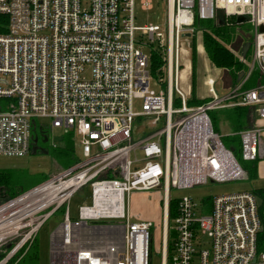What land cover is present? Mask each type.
Wrapping results in <instances>:
<instances>
[{
    "label": "built area",
    "instance_id": "2783aa9c",
    "mask_svg": "<svg viewBox=\"0 0 264 264\" xmlns=\"http://www.w3.org/2000/svg\"><path fill=\"white\" fill-rule=\"evenodd\" d=\"M159 1L163 26L135 24V10H152L154 0H0V156L31 151L36 119L72 131L81 150L69 168L0 203V264H16L56 211L63 218L49 235L48 264H151L152 223L132 220L128 203L131 192L154 189L163 202L160 264H264L253 191L214 196L203 215L191 198L176 199L177 214L168 220L171 188L246 178L210 112L255 107V125L238 133L240 155L256 161L263 153L264 84L220 97L207 79L210 98L196 105L180 84L191 53L182 41L195 39V20L250 24L244 80L254 68L264 75V0ZM140 47L161 53L163 90L150 87L149 53ZM140 119L149 132L134 140ZM138 149L142 156L130 159ZM85 186L89 202L71 216L70 200Z\"/></svg>",
    "mask_w": 264,
    "mask_h": 264
},
{
    "label": "rangeland",
    "instance_id": "374dc122",
    "mask_svg": "<svg viewBox=\"0 0 264 264\" xmlns=\"http://www.w3.org/2000/svg\"><path fill=\"white\" fill-rule=\"evenodd\" d=\"M135 15L137 17L136 25L141 26L143 24H158L163 26L165 22V6L162 1L154 0V7L152 10L141 11L138 8L135 10ZM203 24L210 26L213 21H202ZM227 29L229 33V40H223V43L226 47L230 48L233 52H235L236 56L239 59H243L246 66L251 65L252 63V46H250L249 50H247L246 59L243 58L241 53L243 47L248 41L250 42L253 36L252 26L248 23H243L238 26H228ZM195 41V55H194V72L195 75L191 81L187 80L185 77V82H181V88H185L186 85L192 86L195 90V97L201 98L204 95H207V88L203 85V81L207 78H212L215 81L213 89L215 91V95H221L222 92H225L226 89H223L222 78L223 73L226 76L224 70L216 68L213 66L208 60L205 52L202 50V37L201 32L198 31L195 39L188 38L184 39L182 42L184 43L188 52H191V48L189 45H192V41ZM140 49L149 53L148 48L140 47ZM192 64V59H190ZM185 59L183 58V68H185ZM257 65V64H256ZM257 69V68H256ZM188 75V74H187ZM244 74L242 81L237 84V79L233 81L231 78L232 87L238 86L239 89L242 90L241 84L244 81ZM150 87L156 92L163 90L164 85L160 86L159 76L157 74L150 75ZM237 85H234V84ZM163 87V88H162ZM252 89V88H250ZM247 90V89H246ZM136 111L140 110V101L137 100L135 102ZM213 113V112H211ZM210 113V114H211ZM256 114V112H255ZM226 114H220L216 118V127H220L219 136L221 137V141L225 147H234L233 155L235 158L240 157L238 162L245 170L246 178L232 180L223 183H213L208 182L207 184L196 185L192 188L188 189H176L171 188L169 191L170 199H179L182 197H189L196 204V213L198 215L207 214L210 210L211 199L214 196L237 193L242 191H253L256 189H264V159H257L256 161H244L240 155V139L238 137V133L228 135L233 136L237 135L236 138L228 141L226 139L227 136L223 137L226 134H229V129L226 127H222V125H218L222 120L225 121L226 125L229 124ZM174 119L178 118V116L174 115ZM225 118V119H224ZM146 119L142 121V119L138 120V123L135 128L134 135H140L136 137L134 140H138L144 137L147 134L150 126H146ZM37 127H41L43 125V130L46 131L47 140L43 142H36L37 150L35 152H29L28 154L21 157H4L0 156V171L12 170L14 172V180L17 181L16 184L22 186L23 189H28L32 186H36L40 184L43 180L56 175L60 171L63 170V165L59 157L56 156V150L60 149L63 146L62 137L65 131L62 128H51L48 126V120L46 119H36ZM253 126L245 128L251 129ZM242 130V129H241ZM244 130V129H243ZM75 141V159L77 157H81L79 139L74 137ZM33 142V143H32ZM31 142V146L33 147L34 139ZM264 144V130L261 132V144ZM54 146L58 147V149H54ZM31 147V149H32ZM262 147H264L262 145ZM142 152L138 149L131 154L130 159L134 157H141ZM255 163L256 171L255 173L249 172L248 168ZM261 163V164H259ZM89 197V187L85 186L81 190L77 191L69 203L70 215L74 216L77 213V208L80 204L88 203ZM129 213L132 220L138 219H150L152 223V242H151V264H160L161 263V255H160V242H161V226H162V190H151L148 193H137L131 192L129 196ZM63 218V214L61 211H56L48 220L43 224V226L39 229L35 239L37 245V254L38 258L34 262L28 261L21 263L23 264H48L49 256H48V246H49V235L51 232L60 224ZM14 264V263H12Z\"/></svg>",
    "mask_w": 264,
    "mask_h": 264
},
{
    "label": "trees",
    "instance_id": "16d2710c",
    "mask_svg": "<svg viewBox=\"0 0 264 264\" xmlns=\"http://www.w3.org/2000/svg\"><path fill=\"white\" fill-rule=\"evenodd\" d=\"M6 16L0 15V33L5 32L6 25ZM194 28L197 31L201 32L202 37V48L205 52L208 60L210 63L215 66L216 68L224 70L233 81H235L238 77V74L240 72H245L248 69V66H246L243 59H239L235 52H233L230 48L226 47L223 43V40L228 41L229 40V33L227 31L228 26L223 25L222 23H212V25L207 26L202 23V20H195L193 23ZM251 42V41H250ZM248 41V43H250ZM195 41H192V53H191V59H192V66H193V76H194V55H195ZM247 51L245 55H243V58L246 57ZM246 59V58H245ZM162 56L161 53L155 48L149 51V70L151 74H157L161 73L160 67L162 65ZM243 79V77H242ZM242 79H240L237 84H239ZM236 83L234 85H237ZM264 84V75L260 73V71L256 68H254L246 80H244L241 84V91H244L246 89L255 88L259 85ZM236 87V86H235ZM193 99H191L192 101ZM188 101V104L191 102ZM175 106H177V102L174 103ZM250 108V109H249ZM246 106H235L227 110H214L213 113L210 114V119L212 123V127L214 132H217V127L215 125L216 118L218 115L224 113L227 116V119L231 123L232 126H234V134L242 131L245 128L251 127L250 123V115H254V107ZM36 122V121H35ZM138 123V121H137ZM136 123V124H137ZM35 124V123H34ZM242 129V130H241ZM149 131L147 130V133ZM135 137H139L138 135H134ZM237 135L233 136H227L226 139L228 141L236 138ZM239 137V136H238ZM33 139H36V142L39 140H47L46 131H44L42 128L37 127V124L33 126L32 128V141ZM33 143V142H32ZM62 143L63 146L58 149V147L54 146V149L56 150V156L59 157L61 160V163L63 165V169H67L70 166H72L75 162V141H74V133L72 131H66L62 137ZM223 144V143H222ZM36 145V144H35ZM224 145V144H223ZM32 147V146H31ZM228 148V147H226ZM228 149L234 150V147L231 146ZM31 150V148H30ZM237 160L240 159V157L236 158ZM249 172L255 173L256 171V165L255 163L248 168ZM109 177L108 175H106ZM44 181V180H43ZM14 180V172L12 170H5L0 171V203L10 199L28 189H23L22 186L16 184ZM254 194L259 197L262 201L261 207L259 209V212L261 214V222L263 231L258 235V241L260 248H264V217H262V210H264V189H256L253 190ZM177 201L176 199H173L169 202V211H168V220L170 221L173 219L177 214ZM171 242L168 241L167 244V258H170L171 253ZM3 255L0 254V257ZM38 254H37V245H36V239L33 240L31 245L28 247L26 253L21 257V259L16 264H23L22 261L28 262L32 261L34 262L37 260ZM15 260L11 261V264Z\"/></svg>",
    "mask_w": 264,
    "mask_h": 264
},
{
    "label": "crops",
    "instance_id": "0c3cea01",
    "mask_svg": "<svg viewBox=\"0 0 264 264\" xmlns=\"http://www.w3.org/2000/svg\"><path fill=\"white\" fill-rule=\"evenodd\" d=\"M249 48H250V46H249ZM249 48L247 49V50H249ZM202 50H203V48H202ZM243 50V49H242ZM191 53H192V49H191ZM191 53H190V57H189V60H185V64H186V68H185V70H184V73H183V80L185 79V77H187V80H189V81H191V79H193V66H192V64H191V61H190V59H191ZM241 53H242V55H243V52L241 51ZM246 53V52H245ZM245 55V54H244ZM248 66H250V65H248ZM218 70H219V68H218ZM225 72V71H224ZM226 73V72H225ZM187 74H190L189 76L187 75ZM194 75H195V72H194ZM243 76V75H242ZM241 76V77H242ZM230 76L226 73V76L224 75V73H223V78H222V85H223V89H226V91L225 92H222L221 93V95H219L220 97L221 96H223V95H225V94H227L228 92H230L231 91V89H233L234 87H232V84H231V80H230ZM207 79H212V78H207ZM206 79V80H207ZM205 80V81H206ZM186 81V80H185ZM185 81H182V82H185ZM205 81H203V85L207 88V86H206V84H205ZM214 81V80H213ZM214 84H215V81H214V83H213V86H214ZM187 86H189V85H186V87L185 88H183V90L184 91H186V92H188V101L190 100L191 101V99H193L191 102H190V105H196V104H198V103H201V102H203V101H206V100H208L209 98H210V96H209V93H208V89H207V95H204V96H202L201 98H196L195 97V90H194V88H192V86H189L190 88L189 89H187ZM218 96V95H217ZM175 101H176V99H175ZM177 102V101H176ZM247 108H249V107H247ZM227 109H230V108H223V109H220V110H227ZM250 109V108H249ZM254 109V112H253V114L254 115H250V123H251V125L252 126H254L255 125V121H256V119H255V107L253 108ZM219 110V109H218ZM225 113V112H224ZM223 114V113H222ZM225 119V118H224ZM226 121H228L229 122V120H226ZM222 125V127H226V128H228L229 129V134H226V135H224L223 137H225V136H228V135H232L233 133H234V126H232L231 125V123L229 122V124L228 125H226V123H225V121L224 120H222L221 122H219V124L218 125ZM219 129H220V127L218 126V128H217V134L218 135H220L219 134ZM262 145L264 146V144L262 143L261 144V147H262ZM262 150H263V153H262V155H261V157L259 158V159H264V147H262ZM259 164H261V163H259ZM137 193H141V194H143V193H148V192H137ZM141 220H150V219H141Z\"/></svg>",
    "mask_w": 264,
    "mask_h": 264
},
{
    "label": "water",
    "instance_id": "95a60500",
    "mask_svg": "<svg viewBox=\"0 0 264 264\" xmlns=\"http://www.w3.org/2000/svg\"><path fill=\"white\" fill-rule=\"evenodd\" d=\"M238 22H242V18H238ZM259 30L262 31V32H264V26H261V27L259 28ZM188 36H189V35H186V37H188ZM248 48H249V43H246L245 46L243 47V50H242L243 55L245 54V52L247 51ZM242 75H243V72H240V73L238 74L237 81H239V79L241 78ZM44 141H45V140H44ZM35 143H36V139H34V144H35ZM36 150H37V146L34 145V146L32 147V149H31V152H35ZM261 203H262L261 199H260V198H257V204H258V206H260Z\"/></svg>",
    "mask_w": 264,
    "mask_h": 264
},
{
    "label": "flooded vegetation",
    "instance_id": "af4514ba",
    "mask_svg": "<svg viewBox=\"0 0 264 264\" xmlns=\"http://www.w3.org/2000/svg\"><path fill=\"white\" fill-rule=\"evenodd\" d=\"M39 142H43L44 143L45 141L44 140H39ZM37 143H38V141H37Z\"/></svg>",
    "mask_w": 264,
    "mask_h": 264
}]
</instances>
